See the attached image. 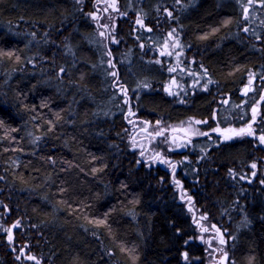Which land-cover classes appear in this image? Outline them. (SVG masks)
Segmentation results:
<instances>
[{"label": "trees", "instance_id": "obj_1", "mask_svg": "<svg viewBox=\"0 0 264 264\" xmlns=\"http://www.w3.org/2000/svg\"><path fill=\"white\" fill-rule=\"evenodd\" d=\"M263 93L264 0H0V264H264L262 151L164 145L264 131Z\"/></svg>", "mask_w": 264, "mask_h": 264}, {"label": "flooded vegetation", "instance_id": "obj_2", "mask_svg": "<svg viewBox=\"0 0 264 264\" xmlns=\"http://www.w3.org/2000/svg\"><path fill=\"white\" fill-rule=\"evenodd\" d=\"M97 9V8H96ZM264 94V93H263ZM132 119H135V118H132ZM246 129L242 128V129H237L236 131L233 132H229V131H224L225 129H218V128H213L211 130H207V131H200L199 133H196L195 134H185V135H180L179 134V131L178 132H172V131H169L168 133H172L174 139L176 142L178 143H183L187 145V148H190L192 147V143H194V140L197 138V137H206L209 141L213 142V143H216V144H223V143H228L229 141H235L237 139H240L242 137H247L248 140L251 142L252 145H254L255 147L259 148L261 151H262V155L260 156V160H263L264 158V143L261 142L260 140V137L261 136H264V131H253L252 129V122L251 120L247 122L246 124ZM215 130H217L219 132V134H215ZM226 132L228 134V136L225 138L223 136V133ZM136 133L137 132H134L132 134V138L136 141H140L141 139H145L146 142L149 141V135H154L156 136V134H160V132H153V133H150L148 134V132L146 131V134H144L142 137L140 136H136ZM178 134L179 135V138H176L174 135L175 134ZM184 150V149H183ZM185 152L187 153H191L189 149L187 150H184ZM142 158L144 159V157H147L148 160L152 159L151 157L146 156V154H149V152H145L143 151L142 153ZM140 154V155H141ZM191 157V156H190ZM161 159H164V162H162ZM167 158H161L160 156L156 159V158H153L152 160V163L156 164L157 166H159L160 168H162L163 170H165L168 174H170L172 176L173 174V170H178L180 166H183V165H189V157L186 158L184 157L183 158V164L182 162L179 163V159H171V158H168L169 161H166ZM172 178V177H171ZM171 181H173L171 179ZM189 181V180H188ZM173 183V182H172ZM185 183H187L185 181ZM182 189L183 190H186L188 193L184 196L181 195L182 193ZM177 192H178V197L181 201H184V200H187V204L185 205L186 209L190 212H192L191 214L194 215L193 213V208H191V206L189 205L190 202H192V196H191V191H189L185 184L182 185L181 182L178 183V187H177ZM192 209V210H191Z\"/></svg>", "mask_w": 264, "mask_h": 264}, {"label": "rangeland", "instance_id": "obj_3", "mask_svg": "<svg viewBox=\"0 0 264 264\" xmlns=\"http://www.w3.org/2000/svg\"><path fill=\"white\" fill-rule=\"evenodd\" d=\"M199 124L200 123H197L196 120H193V119L189 118V119L185 120L182 124H180L178 126H175V127H178L179 128V134L183 136L185 134H195V133H199L202 130V129H198ZM201 124H202V122H201ZM138 126L141 127L142 125L139 124ZM173 127L174 126H171L170 128H173ZM236 130L237 129H225L224 131H229V132H233L234 133V131H236ZM138 133L139 132H137L136 135ZM138 135H140V133ZM165 141H166V144H164V145L165 146H168L169 148H173L172 146H174V144L176 142L171 132L170 133H168V132L165 133V135H164V142ZM136 142H139V141L136 140ZM151 145H152V148H153L154 147L153 142L151 143ZM154 151H156V150H154ZM10 163L12 165H16L17 164V158L14 159V160H11ZM187 193L188 192L186 190H183L182 189V193H181L182 196L186 195ZM187 202H188L187 200H184V201H182V204L183 205H186ZM189 205L193 208V213L195 215V218L198 219L200 221L201 225L205 226L209 230V232H213L215 229L220 228V226H218L216 224L210 223L206 219V214H204L200 210L196 209L193 202H190ZM199 233L201 234V235L199 234V237L201 238V241L203 242V244L204 243L207 244V243L210 242L211 238L209 239V237H210L211 234H209V233L207 234L206 232H201V231ZM214 241H215V239L213 238L212 242H214ZM223 241H226V237L223 238ZM20 252L21 253H24L25 250L22 248V249L19 250V254H20ZM220 255L221 254H217V256H216L217 259L214 260V261H217V263H219V264H220V262L221 263H226V264H233L231 261L229 262L226 257L223 260L221 259L219 261Z\"/></svg>", "mask_w": 264, "mask_h": 264}, {"label": "water", "instance_id": "obj_4", "mask_svg": "<svg viewBox=\"0 0 264 264\" xmlns=\"http://www.w3.org/2000/svg\"><path fill=\"white\" fill-rule=\"evenodd\" d=\"M123 94H124V96L126 97L125 98V100H123V101H126L127 102V110L129 109V105H130V103H129V99H128V97H127V93H126V88H124V90H123ZM136 111L135 110H132V113H135ZM176 131V130H175ZM215 134H219V132L217 131V130H215ZM176 138H179V135L178 134H175L174 135ZM223 136L226 138L227 136H228V134L226 133V132H224L223 133ZM218 232V234H220V230L219 231H217Z\"/></svg>", "mask_w": 264, "mask_h": 264}, {"label": "snow or ice", "instance_id": "obj_5", "mask_svg": "<svg viewBox=\"0 0 264 264\" xmlns=\"http://www.w3.org/2000/svg\"><path fill=\"white\" fill-rule=\"evenodd\" d=\"M245 13H247V9L246 8H245ZM169 15H171V13H169ZM93 18H95V17H93ZM137 23H142V22L138 20ZM245 31H247V29H245ZM101 35H103V33H101ZM170 35H171V33H170ZM61 71H63V69H61ZM113 75H115V73H113ZM253 111H255V109ZM197 123H200V121H197ZM260 140H261L262 143H264V136H261ZM252 167L254 168L255 164H253ZM14 227H15V225H14ZM8 231L10 232L11 230L9 229ZM217 231H219V230H217ZM220 242L224 243L223 239H221ZM225 256H226V254H225ZM17 258L19 259V257H17ZM185 258H186V254H185ZM29 259H34V258L33 257H29ZM37 264H38V262H37Z\"/></svg>", "mask_w": 264, "mask_h": 264}]
</instances>
